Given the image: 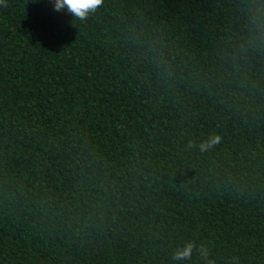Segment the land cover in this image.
Segmentation results:
<instances>
[{
    "label": "trees",
    "instance_id": "1",
    "mask_svg": "<svg viewBox=\"0 0 264 264\" xmlns=\"http://www.w3.org/2000/svg\"><path fill=\"white\" fill-rule=\"evenodd\" d=\"M257 7L2 0L0 264H264Z\"/></svg>",
    "mask_w": 264,
    "mask_h": 264
},
{
    "label": "clouds",
    "instance_id": "2",
    "mask_svg": "<svg viewBox=\"0 0 264 264\" xmlns=\"http://www.w3.org/2000/svg\"><path fill=\"white\" fill-rule=\"evenodd\" d=\"M0 2H2V0H0ZM261 2L264 4V0H261ZM101 3L102 0H52L53 10L59 11L65 9L72 16L79 19H84L90 13L94 12ZM253 12V19L255 21L254 26L257 29L255 39H264V7H257ZM206 146L207 145L202 144L201 148L203 149ZM193 247L194 245L191 241L185 243L183 247L177 248L173 252L172 260L175 262L190 260L193 254ZM198 251L201 259L208 257L206 250L200 248ZM207 264H214V261L208 259Z\"/></svg>",
    "mask_w": 264,
    "mask_h": 264
}]
</instances>
